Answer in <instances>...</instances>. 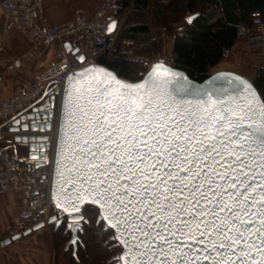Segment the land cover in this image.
Instances as JSON below:
<instances>
[{"label": "snow or ice", "instance_id": "snow-or-ice-1", "mask_svg": "<svg viewBox=\"0 0 264 264\" xmlns=\"http://www.w3.org/2000/svg\"><path fill=\"white\" fill-rule=\"evenodd\" d=\"M66 47L80 64L60 102L13 123L39 130L17 135L25 144L52 132L30 158L50 165L49 222L69 245H86L81 233L116 242L115 264H264V84L221 72L197 82L163 61L121 73Z\"/></svg>", "mask_w": 264, "mask_h": 264}, {"label": "built area", "instance_id": "built-area-1", "mask_svg": "<svg viewBox=\"0 0 264 264\" xmlns=\"http://www.w3.org/2000/svg\"><path fill=\"white\" fill-rule=\"evenodd\" d=\"M123 0H99L92 10L80 9L72 18L59 23H51L45 18V0H0L3 16V30L16 31L30 43L58 40L63 44L61 52L51 64L38 73L29 87L7 99H0V195L11 191L20 201V210L12 219L8 236L13 238L28 231L40 230L49 225L50 217L57 215L51 200L53 175L49 163L36 167L32 159L15 149L16 137L29 132L15 130L13 121L27 115L34 106L55 95L60 102L65 87L66 73L78 69L79 61L65 49L69 42L74 49L86 57L85 63L100 64L103 55H111L115 50V37L130 6ZM118 20L115 32L109 33L107 25ZM250 53L264 50V18L259 11L251 13L250 24L238 30V40ZM122 48L128 59H140L151 65L150 57L134 53L133 41L122 40ZM224 57H228V51ZM164 61L172 64L173 56ZM19 114V115H18ZM24 122L30 123V120ZM37 133V132H36ZM51 137L52 132L48 131ZM51 150L49 149V153ZM44 224L36 228L37 225Z\"/></svg>", "mask_w": 264, "mask_h": 264}, {"label": "trees", "instance_id": "trees-1", "mask_svg": "<svg viewBox=\"0 0 264 264\" xmlns=\"http://www.w3.org/2000/svg\"><path fill=\"white\" fill-rule=\"evenodd\" d=\"M130 9L122 23L121 39H132L137 54H162V41L166 37L173 39L172 66L183 71H191V78L200 81L211 75V69L220 63L226 51L231 49L238 40L240 27L250 24L251 13L259 11L264 18V0H123ZM186 10L199 13L193 25H186L184 15ZM158 27H166L164 34L157 39L151 38V23ZM183 23V34L174 23ZM161 59L164 55H158ZM100 64L129 72L134 68L137 75H142L149 68L142 60L129 61L121 50L120 44L111 55H103ZM121 77L127 78L122 75ZM251 80L264 84V68H258ZM56 235L58 244L69 243L65 227L49 224ZM86 245L76 247L69 245L73 251V264H115L114 257L120 253L121 245L113 242L111 245L97 244L91 237ZM110 237L105 236L107 241ZM68 245V244H67ZM75 253V254H74Z\"/></svg>", "mask_w": 264, "mask_h": 264}, {"label": "crops", "instance_id": "crops-1", "mask_svg": "<svg viewBox=\"0 0 264 264\" xmlns=\"http://www.w3.org/2000/svg\"><path fill=\"white\" fill-rule=\"evenodd\" d=\"M98 1L45 0V18L51 23L66 21L72 18L76 11L80 9H94ZM178 1L181 4L184 0ZM189 14L191 12L186 10L184 20ZM3 23L4 20L0 6V99H7L27 89L34 77L46 69L61 52L63 44L58 40L30 43L16 31L5 32L3 30ZM174 25L179 30L183 28V23L175 22ZM122 31L123 27L119 28L114 37L115 47L120 44L121 50L124 53L121 43L124 40L121 39ZM165 31L166 27H158L155 23H151L150 36L152 39L156 40L158 35L160 33L164 34ZM132 41L133 45L131 48L137 54L134 49L135 42L134 40ZM162 42L164 47L167 46L168 51L165 52L161 59H156L159 57L158 55H161L158 52L152 56L137 55L150 57L152 63L155 60L160 61L165 59L167 56L172 55L173 39L166 37ZM258 68H264V50L250 53L240 44V41H237L228 50V57H223L222 61L211 69V73L218 70H231L250 78L251 76L244 73L247 71L253 76ZM15 149L27 157L28 150L24 143L18 142ZM20 207V201L13 192L8 191L0 195V264H73V251H69L68 242L58 244L54 230L50 225L44 226L40 230L28 231L22 235H18L17 238H10L8 236L11 221L18 214ZM66 236L70 239L71 234L68 232Z\"/></svg>", "mask_w": 264, "mask_h": 264}, {"label": "water", "instance_id": "water-1", "mask_svg": "<svg viewBox=\"0 0 264 264\" xmlns=\"http://www.w3.org/2000/svg\"><path fill=\"white\" fill-rule=\"evenodd\" d=\"M115 21H117V26H116V28L114 29V31L113 32H115L116 31V29H117V27H118V20H115ZM112 32V33H113ZM66 45H70V46H72L69 42H66L65 43V49L68 51V49H67V47H66ZM164 62V61H163ZM155 63V62H154ZM165 63V62H164ZM165 64H167V63H165ZM101 65H103V64H101ZM168 66H170V67H174V66H172V65H170V64H167ZM174 68H176V67H174ZM178 70H180V71H183V70H181V69H179V68H177ZM217 72H221V73H224L225 75H228V74H233V75H243V74H241V73H238V72H236V71H231V70H218V71H215L214 73H212V74H215V73H217ZM243 76H245V75H243ZM246 77V76H245ZM121 78H124V77H121ZM248 78V77H247ZM207 79V78H206ZM249 80H251L250 78H248ZM197 82H200V81H197ZM65 87H66V85H65ZM65 87H64V89H65ZM51 97H54L55 99H56V97H55V95H51L50 96V98ZM47 100H49V98H47V99H45L44 100V102H42V103H39V104H37L36 106H34L33 108H32V110L27 114V115H24V116H21V117H36V119H37V121H42L43 119H44V116L41 114V115H37V111L38 110H40L41 109V107L42 106H44L45 105V102L47 101ZM30 123H31V121H30ZM15 130H17V127H15ZM23 130H25V129H23ZM26 131H30V133H33V134H36V132L38 133L39 132V130H33V129H28V130H26ZM48 132V131H47ZM47 132H44V133H39L38 135H37V138H36V141H29L27 144H25L26 146H27V150H28V157L30 158L31 157V155H32V153H33V149L31 148V144L32 143H34V142H38V140H39V135H45V134H47L48 135V133ZM49 136V135H48ZM17 141H19V140H17ZM21 142V141H20ZM38 158V157H37ZM31 159V158H30ZM46 163H41L39 166H43V165H45ZM35 166H36V163H35ZM37 167V166H36ZM52 190V189H51ZM65 216H66V214H65ZM66 221V223H67V220H65ZM49 224H50V222H49ZM44 224L42 223V224H40V227L41 226H43ZM36 228H39V227H36ZM66 232H68L67 230H66ZM71 234V233H70ZM13 238H17V236H15V237H13ZM70 239H71V236H70ZM75 246V245H74ZM68 247H69V243H68ZM75 248H76V246H75ZM121 254V252L119 253V254H117L115 257H114V259H116L117 257H119V255Z\"/></svg>", "mask_w": 264, "mask_h": 264}, {"label": "rangeland", "instance_id": "rangeland-1", "mask_svg": "<svg viewBox=\"0 0 264 264\" xmlns=\"http://www.w3.org/2000/svg\"><path fill=\"white\" fill-rule=\"evenodd\" d=\"M121 28H122V27H121ZM161 48L163 49V50H162V54H161V55H164V54H165V52H167V51H168V48H167V46H165V47H164L163 45L161 46ZM136 55H137V54H136ZM153 61H154V59H153ZM226 61H227V59H226ZM154 62H156V60H155ZM244 74H248L249 76H251V77H252V75H251V73H250V72H247V71H246V73H244ZM251 77H250V78H251ZM65 224H66V221H65Z\"/></svg>", "mask_w": 264, "mask_h": 264}]
</instances>
